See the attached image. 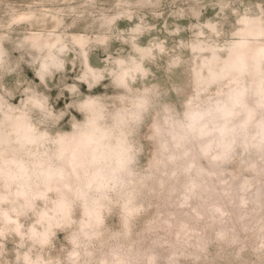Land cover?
Returning a JSON list of instances; mask_svg holds the SVG:
<instances>
[{
	"label": "rangeland",
	"instance_id": "rangeland-1",
	"mask_svg": "<svg viewBox=\"0 0 264 264\" xmlns=\"http://www.w3.org/2000/svg\"><path fill=\"white\" fill-rule=\"evenodd\" d=\"M247 21L264 0H0V264H264V55L227 66Z\"/></svg>",
	"mask_w": 264,
	"mask_h": 264
},
{
	"label": "bare ground",
	"instance_id": "bare-ground-1",
	"mask_svg": "<svg viewBox=\"0 0 264 264\" xmlns=\"http://www.w3.org/2000/svg\"><path fill=\"white\" fill-rule=\"evenodd\" d=\"M25 17H28V16H25ZM239 33L241 35L242 34L244 35H242V37L240 38L241 40L238 42L239 45L230 50L228 59H227V62H228L227 66H231L232 68L237 69L239 71L244 70L246 68H250V66L253 68V70H256L259 67L261 57L264 55V45L255 44L254 42L251 41V39H257L258 36L264 33V29L259 24L255 23L254 21H247L245 24V28H243L242 31ZM50 36L51 35L47 33H38V34L31 36V38L33 39V43L40 41V42H43L42 44H46L47 46H49V45H53V41H51L52 36L51 37ZM53 38H54L53 40L55 41L58 38V36H54ZM79 41L82 43L84 42L81 39ZM0 53H1V49H0ZM236 101L242 102V99L240 98V96L237 95L234 97L233 102L235 103ZM227 113H230V111L228 110ZM198 116L199 114L194 115L193 117L197 118ZM92 124L93 123L91 122L90 127L87 128L86 130H83V132L80 134L79 137H75V136L73 137L72 142H71L73 146L72 147L73 158L75 156L79 157L83 154L82 145L84 144L88 145L94 142L95 140H97V138H94V136L92 135L94 132H99L98 133L99 138L107 135V133L104 130L97 129V124L96 126ZM16 127L22 131H26L25 125L23 124L21 118L17 120ZM99 145H102V143H100ZM209 145H211V143H208L207 146ZM125 148H126L125 142L123 140H120L114 147H108L107 149H103L99 147L95 148L94 154L102 157V159L105 160L106 162H110L111 157H113L116 162H119L120 161L119 158L121 156H124ZM62 149L60 151H62ZM2 164L5 165V163H2ZM73 167L76 168V165H74ZM16 168L17 169L14 171V174L16 175H22V176L31 175L30 172L26 171V168L23 164L17 165ZM48 181L49 179H45L46 184H48ZM102 182H105V180H100V179L98 180V183H102ZM98 212H99L98 208L95 207L92 209V211L89 214L90 215L93 214L94 219H97Z\"/></svg>",
	"mask_w": 264,
	"mask_h": 264
}]
</instances>
